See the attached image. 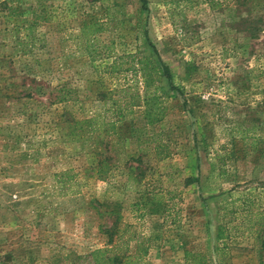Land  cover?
<instances>
[{
	"label": "rangeland",
	"instance_id": "1",
	"mask_svg": "<svg viewBox=\"0 0 264 264\" xmlns=\"http://www.w3.org/2000/svg\"><path fill=\"white\" fill-rule=\"evenodd\" d=\"M95 20L112 53L89 60L75 34ZM138 57L168 70L155 90L163 117L148 125L126 109L119 164L106 181L85 177L90 146L59 124L111 118L99 92H141ZM158 140L167 157L138 155ZM244 201L264 211V0H0V264H72L95 248L118 264H183L184 251L258 264L259 240L216 238ZM136 246L139 259L121 258Z\"/></svg>",
	"mask_w": 264,
	"mask_h": 264
},
{
	"label": "trees",
	"instance_id": "2",
	"mask_svg": "<svg viewBox=\"0 0 264 264\" xmlns=\"http://www.w3.org/2000/svg\"><path fill=\"white\" fill-rule=\"evenodd\" d=\"M103 30L100 21L82 22L77 27L76 41L79 53L85 55L89 60L96 59L99 56L108 57L111 55L112 40L104 46L99 43V35ZM134 73L140 78L142 91L139 92L135 83L122 84L117 88H112L99 92V98L105 102L109 101V107L112 108L111 118H106L103 113L95 114L90 117H83L80 119L63 118L60 122L63 139L65 141H74L80 144L87 143L90 146V151L94 156V161L84 169L83 175L91 177L99 181H106L110 175L111 170L115 169L119 164L121 149V137L116 128L124 115L126 109L132 107L141 108L140 114L145 124H154L159 122L164 114L165 106L161 99L155 93L159 88V77L162 76L169 79V73L163 64L154 62L146 57H138L131 64ZM110 70L115 68L114 60L108 66ZM112 94H116L115 98ZM162 132L153 134H145L143 138H137L138 142H148L155 140V138ZM138 155H147L152 152L154 157L161 159L167 157V144L158 140L152 148L138 149ZM138 157V156H137ZM104 202H100L103 206ZM95 207V206H93ZM230 215L223 214L216 229V238L223 239L228 233H246L252 238L259 240L260 245L264 244V211L253 208L248 201H244L236 208H230ZM118 215V214H116ZM118 216L114 219L116 222ZM111 227V226H110ZM99 231L106 234L107 242H110L112 232L108 227L100 226ZM106 248H95L90 250L86 255L79 256L70 254L72 264H118L121 263L117 256H109L106 254ZM139 251V256L134 254ZM145 252L144 248L136 246L133 254H122L121 258H135L139 259ZM67 255V254H65ZM183 264H212L206 259L204 254L200 252H183ZM32 260L19 264H32ZM16 264V263H4ZM123 264V263H122ZM258 264H264V258L258 259Z\"/></svg>",
	"mask_w": 264,
	"mask_h": 264
}]
</instances>
